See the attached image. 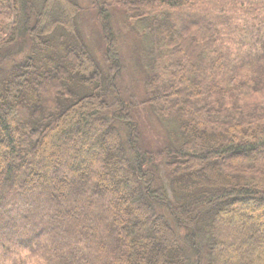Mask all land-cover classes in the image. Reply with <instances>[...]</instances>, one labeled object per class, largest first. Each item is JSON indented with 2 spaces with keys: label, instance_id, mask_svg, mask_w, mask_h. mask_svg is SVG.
<instances>
[{
  "label": "trees",
  "instance_id": "1",
  "mask_svg": "<svg viewBox=\"0 0 264 264\" xmlns=\"http://www.w3.org/2000/svg\"><path fill=\"white\" fill-rule=\"evenodd\" d=\"M32 1L0 42V264H264V0L118 1L124 31L154 34L133 63L173 139L157 154L107 78L124 62L105 4L85 0L105 9L98 56L81 3Z\"/></svg>",
  "mask_w": 264,
  "mask_h": 264
},
{
  "label": "rangeland",
  "instance_id": "2",
  "mask_svg": "<svg viewBox=\"0 0 264 264\" xmlns=\"http://www.w3.org/2000/svg\"><path fill=\"white\" fill-rule=\"evenodd\" d=\"M28 1V0H27ZM79 3L84 6L82 10L84 13H81L80 20L76 26L80 28V31L83 34V37H85L86 41L88 42L91 49H93L98 56L101 54H106V48L107 43L104 39V42H101L99 39V31L100 29V23L101 26L104 22H106L105 19V9L107 8L106 12L110 17V26L111 31L114 35L117 34V43L115 44V48H117L120 51V54L123 58L124 67L119 71L120 75L115 78L114 75H116V72L111 70L109 72L110 67L108 66V79L114 80L117 87L123 89L127 95H135L137 97L133 99V102L137 104V111L135 112V120L137 123H139V137L140 139V145L142 149H146L147 151L157 154L158 152L163 151L167 147H172L173 144L171 141L173 139L170 138V135L165 129V127L159 122V120L155 117L153 118V115L150 111L146 110L141 104L139 103L140 97H141V68L139 65L133 63L134 58H136L138 55H140L141 59L144 57V63L146 62L147 55L151 49V46L149 43L153 44L154 39L152 33H146L142 31L144 27H140V30L145 34L142 37L137 34L136 30H129L124 31L123 25L126 21L125 14L122 9V7L119 5V0H99L97 1V7H101L103 4L105 6L103 9V16L100 21V23H97L95 21L96 17L95 14L89 15L90 13L87 12L86 7L90 4V6L93 3H96V0H90V3L86 5L85 0H77ZM33 6L35 9L34 17L37 15L38 12L42 9V0H33ZM14 5L15 0H0V42L9 39L11 36L12 28L17 21V17L14 16ZM94 6V8H96ZM88 8V7H87ZM93 13V12H92ZM24 23L27 18L26 9L24 10L23 17L20 19ZM36 22V18H34V23ZM148 39V40H146ZM111 54L115 53L114 47L110 49L109 51ZM143 95V94H142ZM123 98L126 99V95H122ZM82 152V151H81ZM54 153H56L54 151ZM90 161V160H89ZM83 167L89 168L87 164H82ZM90 165V164H89ZM65 174V171H63ZM159 176L164 177L165 175V169L163 167L160 168V171L158 173ZM66 198V197H64ZM241 216H243V219L246 218V212H242ZM251 236L248 239L249 243H253L257 240L255 236H257V233L254 232L252 229ZM261 236V235H260ZM236 246V245H234ZM249 247V246H248ZM239 250V249H237ZM231 261V258H230ZM29 264H37L35 261L31 260Z\"/></svg>",
  "mask_w": 264,
  "mask_h": 264
}]
</instances>
